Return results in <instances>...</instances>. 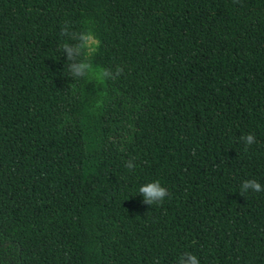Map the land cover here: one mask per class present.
I'll use <instances>...</instances> for the list:
<instances>
[{"label":"trees","instance_id":"trees-1","mask_svg":"<svg viewBox=\"0 0 264 264\" xmlns=\"http://www.w3.org/2000/svg\"><path fill=\"white\" fill-rule=\"evenodd\" d=\"M83 20L116 79L68 73L61 28ZM248 180L264 189V0H0V264H264Z\"/></svg>","mask_w":264,"mask_h":264},{"label":"clouds","instance_id":"clouds-1","mask_svg":"<svg viewBox=\"0 0 264 264\" xmlns=\"http://www.w3.org/2000/svg\"><path fill=\"white\" fill-rule=\"evenodd\" d=\"M78 30H69L67 27L61 28V35L70 37L71 42L65 39L60 44V48L67 53V71L74 80L87 79L95 80L98 84L104 83L107 79H116L111 69L94 63V57L99 52L102 41L96 35L94 27L90 20L80 22ZM123 71L120 65L116 66L117 75ZM248 144L254 143L253 134L243 137ZM125 167L129 170L135 167L132 160L125 163ZM242 191L251 188L254 192L264 191L261 185L255 180H248L242 184ZM146 204L162 203L169 194L167 187L162 186L159 179L145 183L138 189ZM186 257V258H185ZM179 264H200L196 255L191 252L184 253L179 257Z\"/></svg>","mask_w":264,"mask_h":264}]
</instances>
